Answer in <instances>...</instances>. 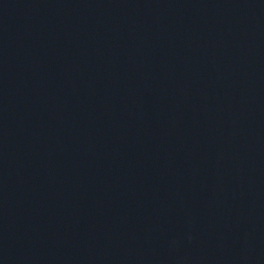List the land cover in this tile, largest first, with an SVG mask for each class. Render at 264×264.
<instances>
[{"label": "water", "instance_id": "1", "mask_svg": "<svg viewBox=\"0 0 264 264\" xmlns=\"http://www.w3.org/2000/svg\"><path fill=\"white\" fill-rule=\"evenodd\" d=\"M0 264H264V0H0Z\"/></svg>", "mask_w": 264, "mask_h": 264}]
</instances>
